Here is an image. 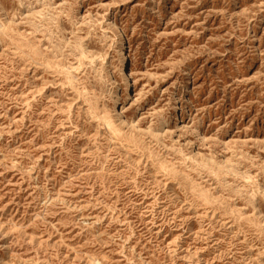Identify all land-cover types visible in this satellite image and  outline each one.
<instances>
[{"label":"rangeland","instance_id":"rangeland-1","mask_svg":"<svg viewBox=\"0 0 264 264\" xmlns=\"http://www.w3.org/2000/svg\"><path fill=\"white\" fill-rule=\"evenodd\" d=\"M0 264H264V0H0Z\"/></svg>","mask_w":264,"mask_h":264},{"label":"bare ground","instance_id":"bare-ground-1","mask_svg":"<svg viewBox=\"0 0 264 264\" xmlns=\"http://www.w3.org/2000/svg\"><path fill=\"white\" fill-rule=\"evenodd\" d=\"M64 13V12H63ZM25 22V21H24ZM8 36V35H7ZM117 37L118 40L120 42V48L118 49V51L116 52V54H118V59L117 61L120 62V76L122 79V82L124 84L125 87L130 88L132 86L131 84V78H132V74L129 70V64H128V55L126 52L127 47L125 46V43L123 42V36L122 34L118 31L117 33ZM12 38V37H11ZM25 47V45H24ZM26 48V47H25ZM27 51V50H26ZM24 53V52H23ZM27 53V52H25ZM34 57L38 56V54H33ZM40 55V53H39ZM87 54H84V52H81L79 54V56H85ZM29 56V55H28ZM56 56V55H55ZM33 57V58H34ZM49 57V56H48ZM41 58V57H39ZM39 58L37 57V59L39 60ZM59 58V57H57ZM95 58V57H94ZM36 59V60H37ZM44 59V58H43ZM47 59V58H46ZM58 60V59H57ZM64 60V59H63ZM43 61V60H42ZM56 61V60H55ZM59 61V60H58ZM86 61V60H85ZM38 62V61H37ZM45 62L48 63L49 66H51V68L54 71V68H61L64 67L65 65H63L62 63L59 62H55L54 64L51 61H46ZM71 62V61H70ZM47 63L44 66H47ZM49 68V67H48ZM51 69V70H52ZM66 70V69H65ZM62 71V70H61ZM55 76V75H54ZM79 77V76H78ZM123 86V87H124ZM33 87V86H32ZM46 89V88H45ZM107 98V97H106ZM113 101L114 104H116V108H115V114L110 113L109 111H107L106 109H101V107L99 106L98 103H95V100H98V98H93V99H88L87 101L90 103V110L92 111V115L102 124L104 125L113 135H116L117 137L124 139L126 142H128L130 145H139L140 141L139 138L137 136H133L131 134L128 133H124V128L128 127L129 124L126 123L125 121V108L122 107V104L120 103V96H118L117 92L114 93L113 95ZM95 99V100H94ZM135 102V101H134ZM62 105V104H61ZM131 125V124H130ZM137 125V123H136ZM136 125H131L132 128L138 129L136 127ZM167 122L164 123L163 126H166ZM75 126V125H74ZM127 129V128H126ZM185 130V129H184ZM168 131V130H167ZM138 135V134H137ZM155 137H160L155 135ZM159 139V138H158ZM143 141V140H142ZM145 141V140H144ZM124 142V141H123ZM158 144V143H157ZM148 145V144H147ZM144 149V148H143ZM135 152V151H134ZM214 155V154H213ZM160 166V165H159ZM164 169V168H163ZM169 169V168H168ZM171 170V169H170ZM169 171V170H168ZM240 173V172H239ZM180 175V174H179ZM2 225V224H1Z\"/></svg>","mask_w":264,"mask_h":264}]
</instances>
